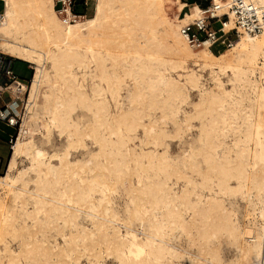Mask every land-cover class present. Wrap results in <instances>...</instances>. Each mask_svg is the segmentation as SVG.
<instances>
[{"label": "bare ground", "instance_id": "obj_1", "mask_svg": "<svg viewBox=\"0 0 264 264\" xmlns=\"http://www.w3.org/2000/svg\"><path fill=\"white\" fill-rule=\"evenodd\" d=\"M167 1L95 0L91 16L70 20L54 0H2L0 53L32 64L34 72L0 175V238L9 239L0 264H35L39 249L37 264H68L62 257L79 246L96 260L112 255L117 264H258L264 250V29L241 33L217 54L207 42L195 50L181 26L202 9L191 4L178 15L185 5L174 0L176 13L168 17ZM224 1L211 0L217 16L229 15L224 28L230 29L233 16ZM247 1L264 9V0ZM201 71L213 85L192 102L188 91L201 87ZM20 84L10 86L20 91ZM78 108L87 113L86 124L77 119L85 114L73 117ZM193 126L194 143L169 155L164 138L178 139ZM34 132L44 144L55 132L63 145L49 152ZM80 149L89 151L72 157ZM23 160L28 163L20 167ZM128 166L136 174L127 197L136 198L130 215L137 226L112 210L106 195L105 180ZM94 170L84 184L82 173ZM50 223L62 244L47 235L24 240ZM67 224L73 234L64 232ZM10 239L18 240V250ZM229 249L233 258L224 255Z\"/></svg>", "mask_w": 264, "mask_h": 264}, {"label": "rangeland", "instance_id": "obj_2", "mask_svg": "<svg viewBox=\"0 0 264 264\" xmlns=\"http://www.w3.org/2000/svg\"><path fill=\"white\" fill-rule=\"evenodd\" d=\"M200 1H201L200 6L206 7L209 4L210 0H200ZM54 2H56V0H54ZM94 5H95V0H88L87 7L86 8L80 7V8H78V11L82 14V16L89 17L94 12ZM55 9L57 11L59 9H61L60 3L58 4V6H55ZM176 9H177L176 3L174 2V0L167 1L165 3V10H166L165 13H166V15L168 14V17H170V16L172 17L174 15V13H176ZM82 21H83V19H80V21H78L76 23H79ZM63 22H65V21H63ZM65 23H67V22H65ZM68 24H71V23H68ZM72 24H75V23H72ZM213 28L214 29L217 28V24H214ZM198 49H201V48H198ZM223 49L227 50L228 48H226V47H221V48L214 47L212 49V52L214 54H217L220 51H222ZM195 50H197V48H195ZM12 60H13V64H15L13 67V72L17 76V80L20 81V83H21L20 84L21 90L17 91L14 86H10V85H12V83H9V84H7V86L5 88H2L1 92H0V107L1 108H7L8 107V111L10 112V114L14 115L15 118L17 119V124L13 127L7 125V123H6L7 121L0 120V158L2 160V163L0 166V175L5 172L6 165H7L10 153H11V147L19 135L20 126H22V119H23V116L25 113V108H26L27 99H28V95H29V87L31 84L32 74L34 72L32 64L27 63V62H22V61L13 59V58H12ZM189 63L190 62H188L189 68H193L194 70L197 69V67H194L191 63L190 64ZM199 73L201 74V79H200L201 87L199 89H189V91H188L189 95H190V100L192 102L198 101V98H199L198 93H200L204 88L213 85V83H210L211 80H210V78L206 72L201 71ZM171 75H173V77L176 76V74L174 72H172ZM82 83H83V87H85L84 90H88L89 86L91 85V78L89 76H88V78L87 77L84 78ZM22 85H23V87H22ZM225 87H226V89L231 88V86L229 84H225ZM121 93L124 94V90H121ZM183 109L185 111H190L191 108H190V106L187 105V106H183ZM82 113H83V115L85 114L86 116L79 117L77 119L80 120L81 123L86 124L88 121V118H87L88 116L84 110L78 108L77 111L74 113L73 117H77L78 115L81 116ZM196 122H197L196 120L192 121V123L194 125H196ZM26 125L28 126L30 131H33L34 122H33V120H31L30 114L27 116ZM164 128H165L164 130H166V132L168 134H170V133L172 134V126L170 124H167ZM194 129H195V131H194ZM34 133H36V132H34ZM138 133H140V131H138ZM182 134L183 135L180 137L182 140L180 138H178V139L177 138H171V137H169L167 139L164 138V142L168 145L167 151H168L169 155L178 156L181 154V152L183 150H185V149L187 150L188 146L191 143H194L195 138H196V136H195L196 135V127L193 126L191 128V130H187ZM49 138L51 141L44 144V143H41V141L43 140V137L41 136L40 133L37 132L34 135V139H35L36 143L38 145H41L42 147L44 146L43 148L47 149L49 152H51L53 150H58L62 147V145H63L62 141L63 140L60 139V137H58L55 132H53ZM226 141L229 142L230 137L226 138ZM86 142H87V144L91 150L94 149V145H91V141L89 142V140H87ZM88 151H89V149H87V150L86 149H83V150L80 149L78 151H74V152H72V157L86 156ZM122 159L124 160V158H122ZM125 159H127V158H125ZM123 160H121V161L124 162ZM126 161L128 162L130 160L127 159ZM131 162L132 161H130L129 166H132L134 164V162H132V163ZM27 163L28 162L26 160H23L22 162L20 161L19 166L22 167L23 165H27ZM104 163H107V162H105V160H104ZM129 166H128V168L124 167L123 174L122 173H120L119 175L115 174L112 176V178L105 180V182L107 183V185L109 187V190L106 192V195H107L108 199L111 200V204L108 203V205L113 208L112 210L116 209L115 212L117 213V211H118L121 218H126V220H128V221L130 220L129 222L131 223L132 226H137V223H139V220H137V219L131 220L134 217H132L130 215V214H132L130 211H132V209L134 208V205H136V201H135L136 198H134V195H128L129 198L127 197V194L132 192V189L130 188V187H132L131 183H134V185H136V174L133 172L132 168H130ZM128 170H130V171H128ZM94 172H96V170L92 171L88 175L82 173V177L85 178V181H83L84 184H86V182L89 181L90 177H92L93 174L95 175ZM124 173H126V174H124ZM195 177H197V176H195ZM107 197H105V198L107 199ZM11 205L12 204L10 203L9 206H11ZM238 210H239L237 213L238 219H239V221H242L243 220L242 215H243V210H244V208L242 207V204L240 205V208ZM136 220H137V222H136ZM43 225L41 227H37V229H35L36 232L34 233V235L36 234L35 235L36 237L32 234L33 237H31V235H29L24 240L35 243L36 241L40 242V240L44 239L47 236H48V238H50V240H52L53 236H54L57 239V242L62 244L60 234L59 233L57 234V229L53 228L51 223L47 224V225L45 224L44 225L45 227ZM53 226H54V224H53ZM68 226L69 225L67 224L65 226L66 228L64 227V232L66 231L65 233L69 234V231H70V234H73L74 229L70 226L67 229ZM38 229H40V232L38 231ZM121 230L123 231V229H121ZM41 233H43V234H41ZM122 233H124V232H122ZM2 238H0V240H3V241H0V248L1 249L4 245V240L9 241V239H4V238L2 239ZM17 243H18L17 239H10V242H8V245L11 246L13 250H18V247H17L18 244ZM44 244H46V243H44ZM78 249L79 250H77V251L75 250L76 252L70 251V253H68V256L66 255V256L62 257V260H64V262L65 261L68 262V264H74V263H76L77 260H78V262H77L78 264H95L96 262H99V264H117L116 259L112 255L106 256L105 252L102 253L101 260H99V258L96 260L93 257H91L92 250L87 251L88 250L87 248L82 249L81 246H79ZM40 251L41 250L39 249V251H38L39 256L34 257L36 259V260L34 259L35 264L43 261L41 259L43 256L41 255V253H39ZM233 251H234L233 249L226 250L224 252L225 257L226 258H233L234 257L233 255H235V251L234 252ZM232 253H234V254H232ZM40 255H41V258H39ZM77 256L79 258L75 259ZM56 257L57 256H55V257L51 256L50 258L56 261L58 259V257L57 258ZM37 258H38V262H36ZM72 259H73V261L74 260H76V261L74 263H72L73 262Z\"/></svg>", "mask_w": 264, "mask_h": 264}, {"label": "built area", "instance_id": "obj_3", "mask_svg": "<svg viewBox=\"0 0 264 264\" xmlns=\"http://www.w3.org/2000/svg\"><path fill=\"white\" fill-rule=\"evenodd\" d=\"M224 2L233 16V26L230 29L224 28V21L229 19V15L217 16L218 6L212 4L211 0L206 7L198 5L202 9L201 16L181 26V33L192 47H203L205 42L208 43L207 48L210 50L214 47H230L241 33L255 35L264 29V9L258 8L247 0H225ZM59 3L61 5V9L58 10L60 15L75 20L82 16L78 8H86L88 0H56L55 6H58ZM187 10H189L188 7ZM214 24H217L215 29L213 28ZM17 81V76L10 63L0 58V92L7 84ZM0 120L7 121V125L12 127L17 124V119L10 114L8 107H0ZM1 163L0 158V166ZM258 264H264V250H262Z\"/></svg>", "mask_w": 264, "mask_h": 264}, {"label": "crops", "instance_id": "obj_4", "mask_svg": "<svg viewBox=\"0 0 264 264\" xmlns=\"http://www.w3.org/2000/svg\"><path fill=\"white\" fill-rule=\"evenodd\" d=\"M180 1H182L183 3H184V7H182V9L178 12V15H181L184 11H186L187 10V7H189V5H191V4H197V5H199L200 6V4H201V1L200 0H180ZM201 7V6H200ZM3 8H4V6H3V2H2V0H0V16H1V13H2V11H3ZM0 58L2 59V60H4L5 62H9L10 63V66H11V68H12V70H13V67H14V65L15 64H13V60H12V58H10L9 56H7V55H5V54H1L0 53ZM14 59V58H13ZM17 60V59H16ZM20 61V60H19ZM23 62V61H22Z\"/></svg>", "mask_w": 264, "mask_h": 264}]
</instances>
